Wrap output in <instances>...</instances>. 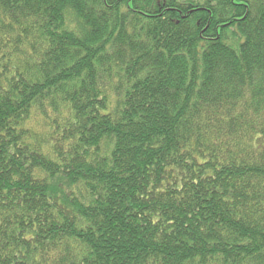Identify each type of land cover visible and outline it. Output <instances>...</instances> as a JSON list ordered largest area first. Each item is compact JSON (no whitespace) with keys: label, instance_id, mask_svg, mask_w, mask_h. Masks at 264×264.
<instances>
[{"label":"trees","instance_id":"trees-1","mask_svg":"<svg viewBox=\"0 0 264 264\" xmlns=\"http://www.w3.org/2000/svg\"><path fill=\"white\" fill-rule=\"evenodd\" d=\"M0 264H264V0H0Z\"/></svg>","mask_w":264,"mask_h":264}]
</instances>
